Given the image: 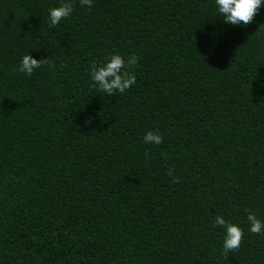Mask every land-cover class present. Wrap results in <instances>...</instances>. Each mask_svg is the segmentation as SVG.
<instances>
[{
    "label": "trees",
    "instance_id": "trees-1",
    "mask_svg": "<svg viewBox=\"0 0 264 264\" xmlns=\"http://www.w3.org/2000/svg\"><path fill=\"white\" fill-rule=\"evenodd\" d=\"M62 2L0 0V264H264V5L233 26L215 0H71L49 28ZM112 54L139 59L109 96Z\"/></svg>",
    "mask_w": 264,
    "mask_h": 264
},
{
    "label": "clouds",
    "instance_id": "clouds-1",
    "mask_svg": "<svg viewBox=\"0 0 264 264\" xmlns=\"http://www.w3.org/2000/svg\"><path fill=\"white\" fill-rule=\"evenodd\" d=\"M80 4L90 7L92 0H80ZM215 4L218 13L224 18V23L233 26H247L253 23L254 17L258 14L261 6L264 5V0H215ZM73 10L71 0H65L59 6L50 8L48 10L49 28H55L62 20L70 17ZM138 59L133 54L126 62L120 54H112L100 65L93 62L90 65V76L93 81L91 87L107 93L109 96L114 95L117 91L124 93L136 84V77L130 73L129 69L137 64ZM44 64H47L50 69L55 68V64L48 58L37 60L30 54H26L22 57L19 68L14 70L31 77L34 70L41 68ZM60 67L62 68L64 65H60ZM143 142L158 145L163 143V136L159 132L148 131L143 137ZM168 174L172 175L171 171ZM178 182V179L173 177V183ZM245 211L248 212L247 220L250 223V232L254 234L264 232V222L258 219L251 210L246 209ZM213 226L225 230L222 254L227 255L231 251L239 250L244 232L238 224L218 215L215 217Z\"/></svg>",
    "mask_w": 264,
    "mask_h": 264
}]
</instances>
